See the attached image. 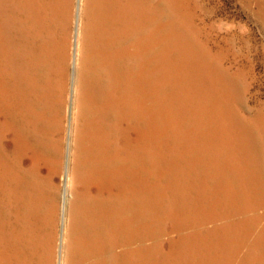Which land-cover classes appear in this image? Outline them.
Segmentation results:
<instances>
[{"label":"bare ground","instance_id":"1","mask_svg":"<svg viewBox=\"0 0 264 264\" xmlns=\"http://www.w3.org/2000/svg\"><path fill=\"white\" fill-rule=\"evenodd\" d=\"M165 13L163 0L79 1L77 65L80 69L78 79L82 91L81 98L78 97L81 99L83 108L78 107V111L73 112L71 121L75 124L76 132L74 140L70 141L68 139L69 123H66L68 114L64 107L70 75V48L73 30L76 27L77 0H0V264H56L58 261L60 264H136V259L137 264H144L146 249L144 239L140 238L144 235L143 230L149 213L146 192L152 170L150 147L158 146L159 141H162L165 136L163 124L166 121L164 102L167 100L164 101L163 94V76L166 66L164 45L166 39L163 41L164 16L167 15ZM192 57L194 58L193 55ZM210 96L209 94L207 98L209 99ZM224 114L227 113L224 112ZM257 119L258 125L245 120L236 122L234 134L229 132L232 136L228 132L225 133L228 129L227 124H218V130H216L220 133V137L216 140L209 139L212 140L211 144L207 140L209 144L207 149L210 148V153L212 150L226 153L227 147L231 146V151L236 152L237 149L246 156L249 172L243 170V165L226 163L224 168L229 169L228 172L235 176V182L227 178L221 190L224 195H228V198L225 197L227 201L224 199L225 202L230 200L231 204L236 202L234 204L240 206L249 202L248 190L250 192L256 188L255 191L258 194L257 262L264 264L263 111L258 112ZM199 145L195 151V170L202 172L200 180L203 179L206 183L205 178L208 180L211 178L215 184L219 178V175L212 172L211 161L215 158L213 160L207 158L209 159L207 162L206 155H204L205 159L201 156L203 151ZM215 167L217 169V165L214 166V170H216ZM243 176L253 188L244 186ZM207 206H209L208 203ZM210 222L213 223V221ZM243 222L245 223V221L241 223ZM231 235H233L232 232ZM135 244H138L137 247ZM210 244L213 246V243Z\"/></svg>","mask_w":264,"mask_h":264},{"label":"rangeland","instance_id":"2","mask_svg":"<svg viewBox=\"0 0 264 264\" xmlns=\"http://www.w3.org/2000/svg\"><path fill=\"white\" fill-rule=\"evenodd\" d=\"M79 1L80 0H77L76 27L73 30L74 35L72 38V45L70 48V54H71L70 55V67H69V69H70L69 74L70 75L68 78L69 80L67 82V88H66L67 91L65 93V96L66 95L67 96H66V104L64 107L66 113L68 114V119H67L66 123L67 124L69 123V125H68V127H69L68 139L70 141L74 140V136H75V132H76L75 124L74 123L72 124V121H71L72 116H73V112L75 113V111H78L79 108L80 109L83 108L81 99H79V97L81 98L80 94H81L82 88H81V84L79 83V79H78L80 77V74H79L80 69H79V66L77 65V33H78V6H79ZM257 1H258V3H257ZM163 2H164V11L166 12L165 15L167 14L166 16H164V20L166 22L164 21V27H163V31L165 32V33L163 32V41L166 39V42L164 41V45L166 48L165 49V56H166L165 64H166V66H165V71H164V76H163L164 77L163 94L165 97L164 101L167 99L164 102V111H165L164 115H165L166 121H164L163 124H164L165 136H163L162 141L160 140L161 142L159 141L158 146H156L154 148L150 147V149H151L150 154H152V158L150 157V159H151L150 168L152 170L150 171V176H149V181H148V191L146 192V197L148 198V199L146 198V200H147L146 205H147V212H149V213H148V217H147L148 219L146 220V224H145L144 230H143L144 235L142 238H140L141 240L144 239V245H145V249H146V252L144 255L146 258L145 257L144 258L147 260L144 259V264H258V262H257L258 261V258H257L258 257V253H257L258 252V242H257L258 241V217H257L258 216V213H257L258 212V194H257V191H255L256 188H253L251 186V183L245 178V176H243L244 186L246 188H248V186H249L250 188L252 187L253 189L250 192L248 190L247 196L249 195L248 196L250 199L249 202H246L245 205H240V206L235 205L236 202H234L235 204L234 203L231 204L230 200H229V202H225V200L227 201L226 198H228V195H224V192L221 190V187L224 186L223 184L226 183L227 178H229V181L232 180V182L235 179V176H233L232 173L228 172L229 169L224 168L226 163L230 162L231 165L236 164V163L238 165H241V166L243 165L242 166L243 170H246L249 172L248 166H246V165H248V163L246 162L247 160H245L246 156L244 154H242L240 151H238L237 149H236V152H235V150L231 151V148H232L231 146L227 147L226 153H221V151L219 152L217 150H212V153H213L212 154V153H210L211 152L209 150L210 148L207 149L209 147V144H207L208 143L207 140H209V139L216 140V138L219 139L220 133H218L217 127H218V124H220V123L221 124H227L228 129L225 133L232 132V134H234L233 132L235 130V123L236 122H239L240 120H245L248 122L252 121L255 125H258V119H257L258 118V112L260 110L264 112V58H263L264 57V13H263V11H264V0L263 1L262 0H250V1L249 0H163ZM242 2H243V4H242ZM199 8H201V9H199ZM171 13H172V15H171ZM179 16H180V18H179ZM193 16H195V17H193ZM181 18H182V20H181ZM174 22H175V24L179 23L178 26L177 25L175 26ZM181 25H184V26H181ZM196 33H197V35H196ZM212 34H214V35H212ZM199 36H201V37H199ZM208 37H211V38H208ZM199 40H201V41H199ZM181 44H183V45H181ZM202 44L204 45V47L205 46L206 47L202 48V46H203ZM210 44H211V46H210ZM184 46H186V47H184ZM172 48H174V49H172ZM193 49H194V51H192ZM224 50H225V52H224ZM205 51H206V53H205ZM211 51H213V52H211ZM183 52H184V54H182ZM206 54H207V56H205ZM192 55L194 56V58L192 57ZM200 55L203 57V60H202V57ZM226 56H228V57H226ZM179 57H180V59H179ZM229 57H231V58H229ZM209 58H211V59H209ZM216 58L217 59L219 58L218 61ZM180 61H181V63H180ZM197 61H198V63H197ZM173 63H175V64H173ZM212 63H214V64L212 65ZM187 64H188V66H187ZM200 65H201V67H199ZM210 66H211V68H210ZM168 67H169V69H166ZM179 67H180V69H179ZM225 68H226V70H225ZM186 69H187V71H186ZM217 69H219V70H217ZM216 71H217V73H216ZM182 74H183V76H181ZM185 74L187 76H185ZM196 74H197V76H196ZM193 76H195L196 78ZM223 76H224V78H223ZM181 77H184V78H181ZM260 78L262 81L260 80ZM166 79H169V80H166ZM180 79L182 82L180 81ZM185 81H186V83H185ZM188 84H190V85H188ZM212 86H214V87H212ZM78 89H79V91H78ZM75 90H76V92H75ZM167 90H168V93H167ZM181 90H183V91H181ZM174 91H176V92H174ZM201 92H202V94H201ZM188 93H190V94H188ZM165 94H166V96H165ZM209 94L211 96L208 99L207 96ZM213 96H215V97H213ZM176 97L178 98V100ZM221 99H222V101H221ZM200 101H202V102H200ZM205 101H208V102H205ZM183 103H184V105H183ZM186 103L187 104L189 103V104L187 105ZM220 103L222 106L220 105ZM197 104H199V105H197ZM206 104H207V106H206ZM213 104L215 105V107ZM66 105H67V107H66ZM81 106H82V108H81ZM226 107H227V109H226ZM224 112L227 114H224ZM228 112H230V114ZM192 113H193V115H192ZM239 114H241V115H239ZM230 115H232V116L230 117ZM170 118L173 120H171ZM214 119H215V121H214ZM236 119H238V120H236ZM182 122H184V123H182ZM193 123H195V124H193ZM173 124H174V126H173ZM207 124H208V126H207ZM232 124H234V125H232ZM175 126H176V128H175ZM192 126H193V128H192ZM197 126H198V128H197ZM208 128H210V129H208ZM166 131H169V132H166ZM189 133H191L192 135ZM200 134H202V135H200ZM204 134H207V135H204ZM215 135H216V137H215ZM229 135L232 136L230 133H229ZM71 138H73V139H71ZM199 138L202 140V142H201V140H199ZM163 140H164V142H163ZM212 140H209L210 144H211ZM174 141H176V142H174ZM195 141H198V142H195ZM188 142H189V144H188ZM177 143L180 146H178ZM182 144L183 145L185 144V145L183 146ZM190 144L194 145L195 148H194V146H191ZM169 145L172 147L170 148ZM198 145L204 153L206 152L205 154H203V152H202L201 156H203V158L205 159L204 155H206L205 160L207 162H209V159H207V158H210L212 160L215 158V160H213V161L210 160L213 163L212 164L213 165L212 172L215 173L217 176L219 175V178L216 180L215 184L213 183L214 181H212L211 178H209V180L207 178H205L206 183L203 181V179L200 180V173H202V172L201 171L198 172L197 170H195V162H196L195 161L196 160L195 151H196V147H198ZM204 146H205V149H204ZM175 147H177V148L175 149ZM190 148H192V149H190ZM235 148H237V147L235 146ZM181 152H183V153H181ZM220 153H221V155H220ZM161 154H163V155L160 157ZM171 154L173 157L171 156ZM210 155L212 156V158ZM227 155L229 157H231L230 158L231 160L229 159V157ZM155 156H156V158H155ZM219 157H220V159H219ZM235 157H237V158L235 159ZM160 160H161V163H160ZM222 160H223V162H222ZM219 161H220V163H219ZM207 162H205V163H207ZM216 163H218V164H216ZM157 164H159V165H157ZM182 164L183 165L185 164V165L183 166ZM216 165H217V169L215 167L216 170H214V166H216ZM156 167H157V169H156ZM178 167H180V168H178ZM181 167H183V168H181ZM187 171H188V173H187ZM216 171H217V173H216ZM225 172H227V173H225ZM160 173H161V175H159ZM177 173H179V174H177ZM168 175H169V177H168ZM166 176H167V178H166ZM175 177H176V179H175ZM189 177H191V178H189ZM197 178H198V180H197ZM65 181H66V179H65ZM161 181H162V183H161ZM159 182L162 185L159 184ZM234 182H235V180H234ZM178 185H179V187H178ZM185 185H187V186H185ZM203 187H205V188H203ZM187 188H190V189H187ZM198 188H199V190H198ZM168 189L170 191H168ZM191 189H192V191H191ZM253 191H255V192H253ZM167 192H169V193H167ZM199 192H201V193H199ZM208 192H209V194H208ZM152 193H154V194H152ZM181 193H182V195H181ZM187 193H189V194H187ZM172 195H174L175 197L174 196L171 197ZM204 195H206V196H204ZM196 196L198 199L196 198ZM219 196H221V197H219ZM69 197H70V194H69ZM190 197H192V198L195 197L196 199L195 198L192 199ZM202 199H203V201H202ZM169 200H171V201H169ZM193 200H194V202H193ZM196 200H198V201H196ZM186 202H188V203H186ZM207 203L211 207L207 206ZM167 204H169V205H167ZM187 204L188 205L190 204V205L188 206ZM201 205H202V207H201ZM216 205L222 206V207H217ZM239 207H241V208H239ZM165 209H166V213H165ZM169 209H171V210H169ZM173 209H174V211H173ZM158 210H160V211H158ZM241 210H243V211H241ZM262 210L263 209H261V211ZM229 211H230V214H229ZM244 211L246 212V214ZM206 212H207V214H206ZM234 212L236 214H234ZM153 213H155V214H153ZM256 213H257V215H255ZM163 214H164V217H163ZM231 214L233 216H231ZM185 215H186V217H185ZM200 215H202V216H200ZM220 215L222 218L220 217ZM161 216H162V218H161ZM198 217L200 219H198ZM203 220H206V221H203ZM208 220H209V222H208ZM196 221H198V222H196ZM210 221H213L214 224ZM235 221L237 222V224ZM242 221H245V223L244 222L241 223ZM150 223H151V225H149ZM232 223H233V226H232ZM239 223H240V225H239ZM255 223H256V225H255ZM199 225H200V227H199ZM237 225L239 228L237 227ZM197 227H199V228H197ZM246 229H248V230H246ZM200 230H201V233L199 234ZM146 231H148V232H146ZM209 231H211V232H209ZM230 231L232 232L233 235H231ZM62 232H63V221L61 222V234H62ZM203 232L204 233L207 232V233L204 234ZM197 238H199V239H197ZM215 238H216V240H215ZM241 238L243 241L240 240ZM248 238H250V240ZM208 241L209 242L211 241L210 243H213V246ZM224 241H226V242L224 243ZM186 242H188V243H186ZM253 242H254V244H253ZM195 243H197V244H195ZM234 244H236V245H234ZM243 244H244V246H243ZM137 245L138 244H135L136 247H137ZM227 245H228V247H227ZM225 246L227 249L225 248ZM204 247H205V249H204ZM244 247H246V248H244ZM249 248H251V249H249ZM255 252H256V254H255ZM201 254H203V255H201ZM223 255H224V257H223ZM243 260L245 261V263ZM56 264H60V262L58 261V263L56 262ZM136 264H137V259H136Z\"/></svg>","mask_w":264,"mask_h":264}]
</instances>
